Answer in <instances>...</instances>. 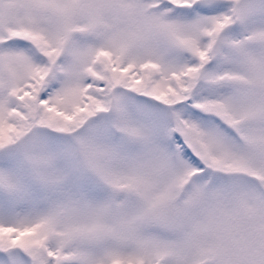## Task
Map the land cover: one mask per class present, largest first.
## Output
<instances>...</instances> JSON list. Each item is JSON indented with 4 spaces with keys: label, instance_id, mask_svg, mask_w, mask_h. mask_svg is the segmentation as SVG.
I'll return each mask as SVG.
<instances>
[{
    "label": "snow or ice",
    "instance_id": "snow-or-ice-1",
    "mask_svg": "<svg viewBox=\"0 0 264 264\" xmlns=\"http://www.w3.org/2000/svg\"><path fill=\"white\" fill-rule=\"evenodd\" d=\"M0 264H264V0H0Z\"/></svg>",
    "mask_w": 264,
    "mask_h": 264
}]
</instances>
